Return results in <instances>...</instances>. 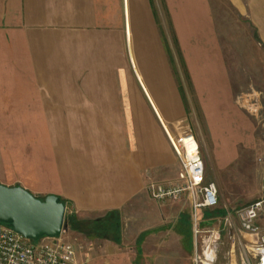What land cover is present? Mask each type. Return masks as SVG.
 Here are the masks:
<instances>
[{"label":"crops","instance_id":"crops-1","mask_svg":"<svg viewBox=\"0 0 264 264\" xmlns=\"http://www.w3.org/2000/svg\"><path fill=\"white\" fill-rule=\"evenodd\" d=\"M223 12L250 20L264 48V0H0V184L40 198L55 194L68 216L101 229L103 237L86 235L67 223L69 236L80 235L76 262L85 247L90 264H206L203 233L219 234L206 223L230 219L233 243L235 236L249 240L241 245L254 263L264 233V164L256 200L236 204L237 223L225 207L214 216L213 208L201 210L200 244L188 194L167 206L147 191L149 182L181 170L164 131L177 142L150 108L176 112L171 37L202 96L204 135L196 138L204 178L210 170L220 185V172L239 161L243 107L261 105L232 99L221 66ZM184 137L196 142L188 133L180 144ZM259 168L255 179L235 176L233 185H257ZM254 202L261 207L251 233L241 228L240 212Z\"/></svg>","mask_w":264,"mask_h":264},{"label":"rangeland","instance_id":"rangeland-1","mask_svg":"<svg viewBox=\"0 0 264 264\" xmlns=\"http://www.w3.org/2000/svg\"><path fill=\"white\" fill-rule=\"evenodd\" d=\"M225 13L226 12H223V22L226 23L227 26L221 28L222 34L220 35L222 47L221 66L226 73L225 80H227L233 88L231 91L232 99L238 103L245 102L251 105L255 102H259L261 105V107L257 110L251 109L250 106L243 107L245 117L244 123L242 125L244 130H242V133H238L239 137L242 138V143L237 145L239 161H237L235 164H232V166L229 167L230 170L228 169V171L220 172V185H218L215 180L207 176V172H210V170L205 169V180H212L217 185L218 202L216 207L213 209L220 210L221 208L225 207L232 212V222L237 223L238 218L235 213L236 210H234L235 207H237L236 204L238 203L239 205L242 200H248L250 203L255 201L258 191L263 187L264 48L258 44L257 36L253 32L250 20H241L237 18L236 15H234V12H228V15L230 16L228 18V15L226 16ZM168 52L171 64L174 67L175 77L179 83L177 91L175 92V101L177 104V107H175L176 112L174 115H169L166 117L160 114L159 110L156 112L155 109L150 106V97L154 100V97L151 93H149L150 97H147V100L151 110H153L154 114L156 115L159 124H161L163 131L164 127L162 124L165 123L170 130L172 137L177 142V148L180 152H182L184 149L178 142L180 137L189 133L196 140L197 143H194L197 145L198 141L196 135H204V123L201 108L202 96L200 94L201 92L196 89L197 87L195 81L189 73L185 54L174 37H171ZM202 62H204V60H202ZM253 108H255V106H253ZM158 113L159 115H157ZM161 120L164 122L162 123ZM164 136L172 152L179 160V157L177 156L174 149V145L171 143L165 131ZM239 141H241V139H239ZM257 164L260 165L258 171L259 179L258 181L256 180L258 183L257 185L252 184V181H250L249 185L239 188L233 185L235 176L244 175L245 178H247L246 175H249L250 179L252 178L251 180H253V178L255 179V168ZM169 175H171V173ZM176 177L177 176H164L162 179L163 181L168 180L167 182L172 183L177 180L178 177ZM184 196H186V193H183L180 198H183ZM36 197L40 198L39 196ZM178 199L157 202L168 206V204L170 205L173 201ZM229 222L230 219L228 223L225 222L221 225L216 223V220H210L206 223V227L215 226L219 229V234H214L211 231L209 234L203 233V236H206L208 240L206 241L207 244H205L204 247V249H206L205 252L207 253V259L205 260L206 264H230L231 254H236L238 264H253L251 253L248 252V249L245 247L243 251V247L241 245L247 244L250 241L242 237L239 239L238 236H235L233 243L231 234L227 231L228 228L232 229L231 225H229ZM61 235L64 240L70 242L73 246H75L76 241L80 240V235L77 233H70L69 236V232H67V225L65 226ZM194 236V241L200 244L202 236H199L198 234H194ZM91 240V238L85 239L88 248H90ZM82 250L83 251L81 254L78 253V256L81 258L80 260L77 258V264H90V249L85 251V247H83Z\"/></svg>","mask_w":264,"mask_h":264},{"label":"built area","instance_id":"built-area-1","mask_svg":"<svg viewBox=\"0 0 264 264\" xmlns=\"http://www.w3.org/2000/svg\"><path fill=\"white\" fill-rule=\"evenodd\" d=\"M192 136V135H191ZM181 170L175 182L152 181L147 191L157 201L178 199L188 194L191 202V221L195 235L201 225V210L214 208L218 202L217 187L214 182H206L204 164L198 146L189 153L186 148L180 152L175 146ZM261 202H254L240 212L241 228L247 232H257L254 221ZM0 264H77L74 246L62 235L43 236L37 240L25 238L10 225L0 222ZM253 264H264V233L258 238Z\"/></svg>","mask_w":264,"mask_h":264},{"label":"water","instance_id":"water-1","mask_svg":"<svg viewBox=\"0 0 264 264\" xmlns=\"http://www.w3.org/2000/svg\"><path fill=\"white\" fill-rule=\"evenodd\" d=\"M0 222L31 240L56 237L67 225L66 206L55 194L38 198L21 186L0 184Z\"/></svg>","mask_w":264,"mask_h":264},{"label":"trees","instance_id":"trees-1","mask_svg":"<svg viewBox=\"0 0 264 264\" xmlns=\"http://www.w3.org/2000/svg\"><path fill=\"white\" fill-rule=\"evenodd\" d=\"M255 35H256V32H255ZM60 200H61V202H63L66 205L65 200H63L61 198H60ZM214 211L215 212L212 213L213 216L219 214V212H217L216 209ZM110 214H111V212L107 213V216H109V218H110ZM213 216H211V217H213ZM92 222L96 223L98 221L94 220ZM66 223H69L72 229L80 231L82 233H85L86 235H95V236H98V237H103V235L101 233H99V230H101L100 228H98L97 226H91V225L87 226V225L84 224V222L76 220L73 215H69L68 216L66 214ZM115 226H116V221H115Z\"/></svg>","mask_w":264,"mask_h":264},{"label":"bare ground","instance_id":"bare-ground-1","mask_svg":"<svg viewBox=\"0 0 264 264\" xmlns=\"http://www.w3.org/2000/svg\"><path fill=\"white\" fill-rule=\"evenodd\" d=\"M181 145H182V148L183 147L186 148L189 153H191L193 148H195V146H196L194 141H193V139L191 137L181 138ZM175 147L177 148V146H175Z\"/></svg>","mask_w":264,"mask_h":264}]
</instances>
